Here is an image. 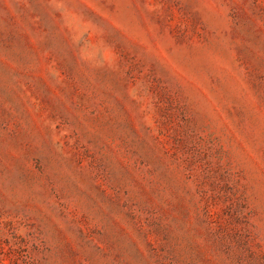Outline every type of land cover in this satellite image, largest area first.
<instances>
[{
  "label": "rangeland",
  "instance_id": "1",
  "mask_svg": "<svg viewBox=\"0 0 264 264\" xmlns=\"http://www.w3.org/2000/svg\"><path fill=\"white\" fill-rule=\"evenodd\" d=\"M0 264H264V0H0Z\"/></svg>",
  "mask_w": 264,
  "mask_h": 264
}]
</instances>
